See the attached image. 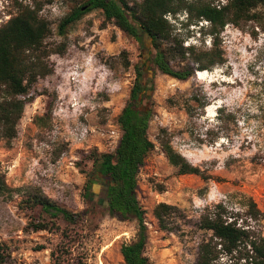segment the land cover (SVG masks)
<instances>
[{
    "label": "rangeland",
    "instance_id": "1",
    "mask_svg": "<svg viewBox=\"0 0 264 264\" xmlns=\"http://www.w3.org/2000/svg\"><path fill=\"white\" fill-rule=\"evenodd\" d=\"M20 1L42 6L40 16L52 30L46 44L65 52L48 58L53 73L33 86L17 137L0 139V174L8 187L0 196V243L10 248V264H125L121 247L136 238V221L97 209L88 220L70 225L39 208L29 210L26 201L41 195L73 213L90 210L83 197L84 171L92 168L88 157L115 151L119 138L112 132L135 85L134 67L148 46L105 23L100 10L87 11L60 34V22L89 0ZM16 13L12 0H0V27ZM178 17V23L185 20ZM178 23L185 46L202 45L199 28L207 22L188 29ZM220 39L225 64L212 71L179 81L155 69L148 131L154 149L137 189L151 264H196L200 243L212 236L199 228L208 211L245 216L253 202L264 213V31L253 24L228 25ZM171 65L183 68L177 61ZM198 72L205 74L203 80ZM163 142L200 174L181 175L169 163ZM161 203L176 209L169 231H162L154 217ZM37 221L54 230L34 232L30 223ZM247 221L264 236L263 217Z\"/></svg>",
    "mask_w": 264,
    "mask_h": 264
},
{
    "label": "trees",
    "instance_id": "2",
    "mask_svg": "<svg viewBox=\"0 0 264 264\" xmlns=\"http://www.w3.org/2000/svg\"><path fill=\"white\" fill-rule=\"evenodd\" d=\"M12 1L17 13L0 27V139L7 142L18 135V124L33 86L38 79L53 73L48 58L65 52V47L46 44L52 30L40 16V4ZM216 1L89 0L85 11L83 7L79 8L60 22L58 31L64 34L84 13L100 10L105 23H113L140 44H146L148 51L134 67L135 85L117 120L121 136L115 151H94L88 157L92 168L84 171L87 181L83 197L90 210L73 213L41 195H31L27 199L29 210L39 208L52 219L63 218L70 225L88 220L90 213L97 209L124 222L136 221V238L121 247L123 260L125 264H151L145 255L148 241L146 213L138 200L137 189L141 168L154 149L148 131L152 118L149 91L153 89L155 69L176 80L188 81L197 71H212L225 64L220 37L226 26L243 29L253 24L264 31V0H227L225 4ZM180 15H184L185 20L178 23ZM203 21L208 24L199 28L202 45L185 46L186 37L177 32V23L188 29L199 27ZM207 39L209 48L205 47ZM172 61L183 64V68H173ZM162 147L169 163L177 167L181 175L200 174L169 143L163 142ZM7 192L6 181L0 174V196ZM175 210L165 203L156 206L154 217L162 231L170 230L169 220ZM221 210L208 211L200 219L199 228L211 232L212 236L200 243L196 264H221L224 257V264H264V236L254 233L247 221L264 218V213L253 202L245 216ZM240 219L242 223H239ZM30 226L34 232L54 230L46 221L31 222ZM10 260V248L0 243V264H10Z\"/></svg>",
    "mask_w": 264,
    "mask_h": 264
},
{
    "label": "bare ground",
    "instance_id": "3",
    "mask_svg": "<svg viewBox=\"0 0 264 264\" xmlns=\"http://www.w3.org/2000/svg\"><path fill=\"white\" fill-rule=\"evenodd\" d=\"M199 79L203 80L205 77V74L203 72H198Z\"/></svg>",
    "mask_w": 264,
    "mask_h": 264
},
{
    "label": "built area",
    "instance_id": "4",
    "mask_svg": "<svg viewBox=\"0 0 264 264\" xmlns=\"http://www.w3.org/2000/svg\"><path fill=\"white\" fill-rule=\"evenodd\" d=\"M112 133H113V135H117L118 138L121 136V133H120L119 130H117V131H113Z\"/></svg>",
    "mask_w": 264,
    "mask_h": 264
},
{
    "label": "flooded vegetation",
    "instance_id": "5",
    "mask_svg": "<svg viewBox=\"0 0 264 264\" xmlns=\"http://www.w3.org/2000/svg\"><path fill=\"white\" fill-rule=\"evenodd\" d=\"M86 8H87V7L85 6V7H83V9H82V10H83V11H85V10H86Z\"/></svg>",
    "mask_w": 264,
    "mask_h": 264
}]
</instances>
